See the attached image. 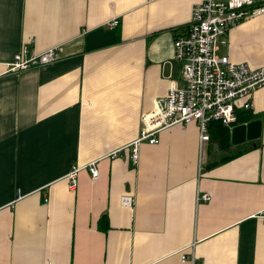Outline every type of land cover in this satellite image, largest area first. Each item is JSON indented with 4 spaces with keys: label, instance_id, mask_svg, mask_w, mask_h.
Here are the masks:
<instances>
[{
    "label": "crops",
    "instance_id": "1",
    "mask_svg": "<svg viewBox=\"0 0 264 264\" xmlns=\"http://www.w3.org/2000/svg\"><path fill=\"white\" fill-rule=\"evenodd\" d=\"M201 1L0 0V264H264V85L260 135L234 152L200 154L176 123L130 159L141 115L183 85L173 41ZM227 37L219 54L264 66V12ZM24 44L56 57L12 67Z\"/></svg>",
    "mask_w": 264,
    "mask_h": 264
},
{
    "label": "built area",
    "instance_id": "2",
    "mask_svg": "<svg viewBox=\"0 0 264 264\" xmlns=\"http://www.w3.org/2000/svg\"><path fill=\"white\" fill-rule=\"evenodd\" d=\"M262 12L264 4L255 3V0H203L193 6L187 26L173 41L174 59L181 65L183 85L170 84L163 101L141 115L138 136L129 146L133 163L138 161L139 142L157 143L159 132L176 123H196L201 154L203 143L209 140L211 122L220 121L231 129L238 123V113L252 108L255 90L264 85V66L253 67L247 61H233L217 50L220 44L228 42V31L235 23ZM117 23L118 19H113L110 25ZM28 49L24 44L15 53L12 67L43 64L56 57L55 48L26 56ZM125 148L128 147L114 150L111 155ZM82 167L88 169L92 178L99 176L95 161L72 165L66 174L70 188L77 185V174ZM201 197L208 200L209 194L203 193ZM132 200L130 194L121 196L123 204H131ZM181 258L188 257L182 253Z\"/></svg>",
    "mask_w": 264,
    "mask_h": 264
},
{
    "label": "water",
    "instance_id": "3",
    "mask_svg": "<svg viewBox=\"0 0 264 264\" xmlns=\"http://www.w3.org/2000/svg\"><path fill=\"white\" fill-rule=\"evenodd\" d=\"M261 121L259 119L244 120L236 123L230 129V142L232 144H239L246 140H252L260 135ZM213 151H219V143L214 141L212 143Z\"/></svg>",
    "mask_w": 264,
    "mask_h": 264
},
{
    "label": "trees",
    "instance_id": "4",
    "mask_svg": "<svg viewBox=\"0 0 264 264\" xmlns=\"http://www.w3.org/2000/svg\"><path fill=\"white\" fill-rule=\"evenodd\" d=\"M251 116L249 110H244L238 113L237 122L248 120ZM209 140L212 144L214 141L219 143V148L221 147V142H224L225 145H229L230 142V129L228 126L224 125L220 121H213L209 124ZM208 140V141H209ZM232 155H223L220 160L228 159Z\"/></svg>",
    "mask_w": 264,
    "mask_h": 264
},
{
    "label": "rangeland",
    "instance_id": "5",
    "mask_svg": "<svg viewBox=\"0 0 264 264\" xmlns=\"http://www.w3.org/2000/svg\"><path fill=\"white\" fill-rule=\"evenodd\" d=\"M225 147H227V146L225 145V143H224V142H221L220 151H221V150L223 151V150L225 149V151H228V152H229V151H230V152H234V151H232V150H229V149H227V150H226V148H225ZM210 149H211V145H210Z\"/></svg>",
    "mask_w": 264,
    "mask_h": 264
}]
</instances>
